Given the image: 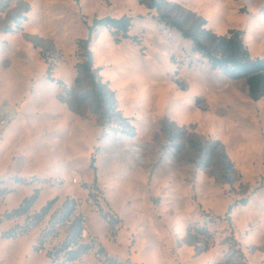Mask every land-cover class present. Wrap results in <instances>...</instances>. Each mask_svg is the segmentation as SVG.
<instances>
[{
  "label": "rangeland",
  "instance_id": "1",
  "mask_svg": "<svg viewBox=\"0 0 264 264\" xmlns=\"http://www.w3.org/2000/svg\"><path fill=\"white\" fill-rule=\"evenodd\" d=\"M0 5V264H100L98 251L124 264H264V97L253 99L246 78L213 68L165 22L191 34L203 20L219 35L242 31L251 57L263 59L264 0ZM124 15L130 38L94 25ZM88 37L116 93L110 117L93 112L91 88L76 82L78 41ZM36 188L28 214L7 220ZM53 198L28 234L1 239ZM72 199L84 220L79 242L93 249L78 261L63 248Z\"/></svg>",
  "mask_w": 264,
  "mask_h": 264
},
{
  "label": "trees",
  "instance_id": "2",
  "mask_svg": "<svg viewBox=\"0 0 264 264\" xmlns=\"http://www.w3.org/2000/svg\"><path fill=\"white\" fill-rule=\"evenodd\" d=\"M147 5L150 8H160V5L157 1L155 4ZM1 9L3 8L0 5V10ZM132 20V16L129 15H124L118 19L107 16L105 18L96 20L94 25L105 26L114 30L115 32H121L124 38H130L129 31L132 27ZM165 22L180 30L185 38L191 39L194 49L206 57L213 68L221 69L225 74L234 79L246 78L249 86L250 96L253 99L264 97V58L253 59L251 57L248 46L244 42L242 31L231 30L228 34L219 35L213 32L212 29H206L203 27L207 24V21L203 20L202 26H199L198 31L191 34L190 31L184 29L183 24L180 21L168 19ZM200 28L202 29L200 30ZM204 38H210V44L205 43ZM90 44V37L82 38L78 41V49L80 50L83 59L76 66V82H86L91 88L90 92L93 95L95 101L93 112L103 117H110L117 109V99L115 96L116 93L115 91L111 90L109 84L104 81L103 76L100 74L102 68L95 67L94 54ZM207 153L210 154V151H207ZM209 162L210 157L201 158L198 161L197 166L199 168L207 167L209 166ZM16 180L18 182L24 181V179L21 177H17ZM39 195L40 189H34V193L31 196L24 198L23 202L18 208L6 212L4 217L9 220L13 219L14 217L28 214L30 208L38 200ZM55 201L56 198H53L45 206H43L41 208V212L35 217V221L33 223H28L23 227H14L3 231L1 233V239H16L28 234L32 228L36 227L39 222L42 221L45 215L51 210ZM69 202L71 204L70 206H66L62 218L63 222H70L68 227L71 230V234H69V240L64 243L63 248L65 251H68L67 260L75 261L87 252V250L90 248V245L79 242L82 236L84 220L80 215H76V201L72 199ZM72 216H74L73 220H69ZM49 231L45 234L49 235L51 233ZM208 248L209 245L205 244L202 250H207ZM34 250L39 252L42 250V247L40 245H35ZM243 262L244 264H249L246 261ZM120 264L124 263L120 262Z\"/></svg>",
  "mask_w": 264,
  "mask_h": 264
},
{
  "label": "built area",
  "instance_id": "3",
  "mask_svg": "<svg viewBox=\"0 0 264 264\" xmlns=\"http://www.w3.org/2000/svg\"><path fill=\"white\" fill-rule=\"evenodd\" d=\"M93 249H92V247H90L88 250H87V252L86 253H84L83 255H85V254H88L89 252H91ZM82 255V256H83ZM96 255L98 256V258H99V263L100 264H120V262L119 261H117V259H115L114 257H112L111 255H109V254H106V253H101V251H98V252H96ZM81 256V257H82ZM80 257V258H81ZM79 258V259H80ZM79 259H77V260H75V261H78Z\"/></svg>",
  "mask_w": 264,
  "mask_h": 264
},
{
  "label": "bare ground",
  "instance_id": "4",
  "mask_svg": "<svg viewBox=\"0 0 264 264\" xmlns=\"http://www.w3.org/2000/svg\"><path fill=\"white\" fill-rule=\"evenodd\" d=\"M13 115V113H11V112H3L2 114H1V116L3 117V119L4 118H7V117H11Z\"/></svg>",
  "mask_w": 264,
  "mask_h": 264
},
{
  "label": "crops",
  "instance_id": "5",
  "mask_svg": "<svg viewBox=\"0 0 264 264\" xmlns=\"http://www.w3.org/2000/svg\"><path fill=\"white\" fill-rule=\"evenodd\" d=\"M2 262H4V263H5L6 261H5V260H2Z\"/></svg>",
  "mask_w": 264,
  "mask_h": 264
}]
</instances>
